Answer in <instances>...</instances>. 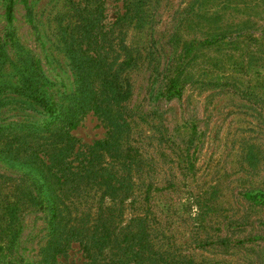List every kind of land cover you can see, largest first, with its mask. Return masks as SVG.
<instances>
[{"label": "rangeland", "instance_id": "374dc122", "mask_svg": "<svg viewBox=\"0 0 264 264\" xmlns=\"http://www.w3.org/2000/svg\"><path fill=\"white\" fill-rule=\"evenodd\" d=\"M26 90L61 108L109 96L96 101L106 118L89 110L71 131L66 163L81 179L60 210L116 243H71L55 264H128L122 242L139 228L152 264H264V0H0L1 138L42 136ZM23 172L0 162V211L1 176ZM37 210L20 216L16 264L50 263Z\"/></svg>", "mask_w": 264, "mask_h": 264}, {"label": "trees", "instance_id": "16d2710c", "mask_svg": "<svg viewBox=\"0 0 264 264\" xmlns=\"http://www.w3.org/2000/svg\"><path fill=\"white\" fill-rule=\"evenodd\" d=\"M5 17L7 21L11 20V5L7 6ZM178 89L176 83L170 81L166 88V96L178 97ZM26 91L34 108H38L39 112L47 117V122L40 134L42 136L32 138L27 143L25 139H5L7 135L0 137L1 164L24 171L21 177L15 180L1 176L5 182H11L12 190L6 193L5 198L9 197V199L0 211V234L3 240L0 264H16L10 247L19 239L23 231L24 226L20 216L34 208L46 214L47 220L43 222L42 228L43 249L48 256L51 254L50 263L42 261L38 264H55L53 256L64 254L71 243H76L87 253H98L107 243H116L113 233L106 232L104 224H101L99 229L101 234L98 236L92 234L87 237L80 230V226L75 224L76 222L69 223L64 220L60 207L63 204L62 199L65 201L77 192V185L81 179L80 172L77 170L71 172L68 168L69 163H66V158L76 151L78 144L71 131L89 110L106 118V112L101 107L97 108L96 103L98 95L103 99L101 103L109 96L104 95L102 91L97 93L91 91L83 96L82 102L61 108L54 104L45 90ZM107 145L108 140L95 141L87 147L88 155L103 150ZM30 186L37 187L34 197L30 192ZM66 191L69 192V196L63 193ZM245 197L253 204H259L255 197L249 194ZM34 200L36 202L32 204ZM142 236V229L139 228L134 230L133 235L129 234L127 239L124 238L123 246L127 249L131 247L132 251V256L127 260L128 264H152L149 253H146L141 245Z\"/></svg>", "mask_w": 264, "mask_h": 264}]
</instances>
